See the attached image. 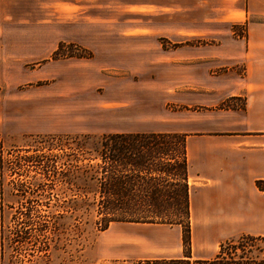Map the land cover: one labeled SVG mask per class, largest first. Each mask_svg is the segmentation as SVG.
I'll list each match as a JSON object with an SVG mask.
<instances>
[{
  "label": "crops",
  "instance_id": "crops-1",
  "mask_svg": "<svg viewBox=\"0 0 264 264\" xmlns=\"http://www.w3.org/2000/svg\"><path fill=\"white\" fill-rule=\"evenodd\" d=\"M24 4L30 9L25 10ZM162 8L151 0H0V145L7 136L49 133L54 123L53 94L42 91L40 100L39 87L29 84L39 85L54 77L56 61L49 56L36 64L23 55L27 49L22 36L38 34L37 24L23 27L24 18L38 19L41 13L47 20H78V30L64 40L91 52L113 49L119 36L130 32H120L113 25L101 33L90 20H117L129 13L152 14ZM243 13L237 22L264 15V0H244ZM32 28L36 30L30 33ZM100 36L109 38L101 42ZM238 43L244 75H207L197 81L200 85L186 89L191 92L181 88L175 95L181 109L175 111L167 132H119L185 135L189 254H184L178 226L112 223L97 237V258L80 264H194L213 260L220 245L231 239L264 237V193L255 187L257 180H264V26L248 27ZM71 59L75 58L67 60ZM63 74L69 75L70 70ZM235 98L244 102V109H220L222 103Z\"/></svg>",
  "mask_w": 264,
  "mask_h": 264
},
{
  "label": "rangeland",
  "instance_id": "rangeland-1",
  "mask_svg": "<svg viewBox=\"0 0 264 264\" xmlns=\"http://www.w3.org/2000/svg\"><path fill=\"white\" fill-rule=\"evenodd\" d=\"M151 3L163 8L152 14L129 13L117 20H90L101 33L112 30L113 25L120 32L130 33L120 35L113 49L91 51L90 60H57L54 77L39 85L29 84L39 87L36 90L40 100L42 91L54 96V123L50 132L44 134L99 137L140 130L167 132L175 120V111L181 109L175 103L176 92L181 93V88L189 93L186 89L200 85L197 81L207 75L245 74L239 61L242 51L238 41L246 36L248 27L264 26V15L237 22L244 14V0H151ZM24 9L29 10L30 6L24 4ZM30 22L37 24L38 34H33L36 28H32V34L22 36L27 49L22 53L36 64L51 56L58 43H66L64 37L79 28L78 20L59 17L47 20L41 13L38 19L24 18L23 27L30 26ZM100 37L101 42L109 38ZM123 37L126 40L121 41ZM68 51L75 52V48H66L65 52ZM69 70V75L63 74ZM241 104V100L229 101L233 107ZM33 141L26 136H7L1 140V187L5 203L14 200L10 195L14 179L10 162L16 157V150ZM78 227L80 239L71 243L69 253L62 257L72 261L71 264L91 263L98 255L95 242L101 232H95L90 216ZM255 246L262 250L259 257H264V241L256 242ZM236 254H240L239 249ZM10 257V244L5 241L2 264H8ZM18 258L24 263L33 260L32 264H59L54 254L48 262L24 255ZM204 264L242 262L219 260Z\"/></svg>",
  "mask_w": 264,
  "mask_h": 264
},
{
  "label": "trees",
  "instance_id": "trees-1",
  "mask_svg": "<svg viewBox=\"0 0 264 264\" xmlns=\"http://www.w3.org/2000/svg\"><path fill=\"white\" fill-rule=\"evenodd\" d=\"M73 47L75 52H65L66 48ZM68 58L87 60L92 58V53L60 42L49 59ZM229 101L222 103L220 109H244L243 101L236 108ZM26 137L34 141L16 150V157L10 162L14 175L10 195L14 200L7 203L1 187L0 152L2 262L7 241L11 250L8 264L35 263L33 260L24 263L18 258L21 255L48 262L53 254L59 264L73 263L62 255L69 253L71 243L80 239L78 226L86 223L89 216L96 233L117 222L178 226L182 231L184 254H189L190 187L185 135L114 133L99 137L59 134ZM255 187L264 193V180H257ZM261 241L264 237L249 235L231 239L220 245L213 260L194 264L219 260L264 264V257H259L262 250L255 246Z\"/></svg>",
  "mask_w": 264,
  "mask_h": 264
}]
</instances>
